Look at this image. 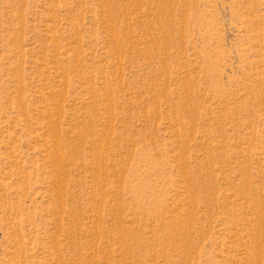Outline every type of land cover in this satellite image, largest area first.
<instances>
[{
	"label": "rangeland",
	"instance_id": "rangeland-1",
	"mask_svg": "<svg viewBox=\"0 0 264 264\" xmlns=\"http://www.w3.org/2000/svg\"><path fill=\"white\" fill-rule=\"evenodd\" d=\"M0 264H264V0H0Z\"/></svg>",
	"mask_w": 264,
	"mask_h": 264
}]
</instances>
